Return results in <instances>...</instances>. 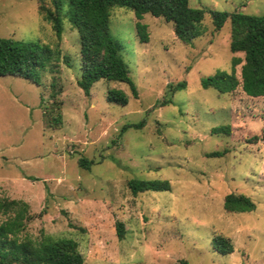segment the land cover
Returning a JSON list of instances; mask_svg holds the SVG:
<instances>
[{
  "label": "rangeland",
  "instance_id": "obj_1",
  "mask_svg": "<svg viewBox=\"0 0 264 264\" xmlns=\"http://www.w3.org/2000/svg\"><path fill=\"white\" fill-rule=\"evenodd\" d=\"M189 6L206 12L189 45L171 23L148 14L140 21L148 42L141 43L133 11L111 10L109 32L136 85L134 98L126 84L105 80L84 95L76 84L79 36L67 16L57 42L36 0H0V38L58 43L61 52L56 74L0 77V199L24 202L35 215L21 236L72 239L83 264H264V97H248L240 86L224 94L200 86L201 78L230 73L232 59L243 58L229 50V20L216 31L211 12L262 16L264 0ZM178 84L185 87L175 91ZM112 89L125 93L126 105L106 100ZM218 126H228L229 135H212ZM80 158L93 164L81 168ZM131 179L168 181L169 188L133 195ZM230 193L249 197L255 209L227 213ZM216 235L230 239L233 253L213 249Z\"/></svg>",
  "mask_w": 264,
  "mask_h": 264
},
{
  "label": "trees",
  "instance_id": "obj_2",
  "mask_svg": "<svg viewBox=\"0 0 264 264\" xmlns=\"http://www.w3.org/2000/svg\"><path fill=\"white\" fill-rule=\"evenodd\" d=\"M64 1L68 11L64 14ZM38 13L51 25L57 42L62 35V18L68 22L79 36L80 68L82 75L76 80L77 86L88 96L94 83L105 80L124 83L132 96L137 98L136 85L130 77L127 65L121 57V46L109 32L111 10L114 7L128 8L134 13L136 33L141 43L148 42L147 26L140 21L145 15L162 18L171 23L177 39L189 45L201 35V24L205 10L192 8L189 0H36ZM214 29L219 31L226 21L230 22L231 53H242L243 58H233L231 71L216 72L212 76L200 79L203 89L212 88L218 93H230L241 87L243 93L251 98L264 97V15H245L242 13L211 12ZM58 43L49 46L37 42H27L0 38V77L12 76L31 79L37 70L58 72L60 62ZM62 61L70 67L68 58ZM240 66V80L235 75L236 66ZM178 84L175 91L183 89ZM50 88L55 98L56 81ZM106 100L119 105L127 104L125 93L118 89L107 92ZM54 120L58 121L57 118ZM140 122L134 125L141 128ZM130 126H124L122 133ZM212 135H229L228 126L212 128ZM223 152L207 154L209 158H220ZM92 161L80 158L78 165L89 169ZM128 187L133 195L149 190L159 192L169 188L168 181L131 179ZM223 209L227 213L250 212L255 209L251 199L242 194L230 193L224 197ZM0 215L5 219L0 222V264H83L78 251V244L72 239L53 238L41 233L37 240L26 235L21 236L25 223L34 219L28 205L21 201L0 199ZM42 214H38L41 216ZM118 239L124 237L122 223L116 224ZM213 249L222 255L233 253L234 247L229 238L216 235L212 238ZM177 264H188L180 260Z\"/></svg>",
  "mask_w": 264,
  "mask_h": 264
}]
</instances>
